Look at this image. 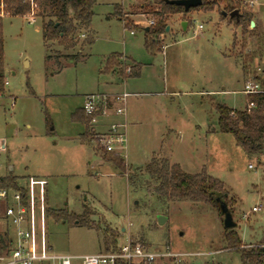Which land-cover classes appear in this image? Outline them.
I'll list each match as a JSON object with an SVG mask.
<instances>
[{"label": "rangeland", "instance_id": "rangeland-1", "mask_svg": "<svg viewBox=\"0 0 264 264\" xmlns=\"http://www.w3.org/2000/svg\"><path fill=\"white\" fill-rule=\"evenodd\" d=\"M104 1L94 8L90 49L64 51L55 44L47 51L40 19L31 24L30 13L2 20L7 85L0 99V176L44 179L45 203L53 211L80 215L87 207L88 226L46 215V242L53 253L98 254L116 239L117 246L129 240L152 253L170 254L152 264H240L238 253L227 249L214 207L159 199L143 171L155 156L187 174L204 169L224 184L242 245L264 242V138L262 154L247 155L231 135L218 132L216 111L219 105L242 111L243 81L264 68V0H241V10L257 20L251 35L242 38L240 28L221 18L219 2L212 12L170 17V30L158 37L159 51L152 52L144 45L143 28L153 25L146 8L138 12L142 0H114V11ZM135 18L143 24L124 27ZM133 63L140 67L138 77L119 81L109 72L128 74ZM123 93L130 95L124 175L93 143L80 140L85 126L74 119L85 96ZM104 122L99 118L93 129L103 131ZM5 227L0 205L2 237ZM8 230L12 235V227Z\"/></svg>", "mask_w": 264, "mask_h": 264}, {"label": "trees", "instance_id": "trees-1", "mask_svg": "<svg viewBox=\"0 0 264 264\" xmlns=\"http://www.w3.org/2000/svg\"><path fill=\"white\" fill-rule=\"evenodd\" d=\"M166 1L171 0H142V4L138 7V12L146 8L148 16L153 21V26L143 28L145 37L146 50H158L157 39L164 34L166 21L175 15L185 16L195 11L212 12L219 2H223L220 16L222 12L227 14L232 11H238L239 19H229L227 22L233 24L235 28H240L242 38L253 33L255 28H250V22L253 15L250 11L241 10V0H202V5L195 9L184 12L182 7L169 5ZM97 0H32L34 16L40 19V32L46 50L50 45H57L64 51H70L80 47L92 45L93 40L88 33L89 25L94 15V7ZM32 4L29 0H6V10L10 16L24 17L31 13ZM118 14V13H117ZM116 12L112 16L116 17L120 22L121 17ZM2 20L0 19V92H4V42L2 33ZM125 28L135 27L133 23L126 22ZM137 27V26H136ZM141 29V28H140ZM81 36L84 38L81 40ZM161 51V50H160ZM47 59L49 55L47 54ZM63 57H69L64 55ZM129 73L123 71L118 73L122 79L130 77H138L140 67L131 65ZM243 77L245 70L242 69ZM256 78V77H255ZM245 79V78H244ZM260 81L263 92L246 96V106L242 111H235L225 106L216 107L218 113L217 130L222 134L231 135L237 146H239L247 155H261L263 151L264 138V79L256 78ZM249 105H253L248 108ZM76 121L85 126L84 133L80 136L82 142L92 140L93 133L89 127L90 118L87 117L82 109L75 113ZM104 161L113 164V166L124 175L126 168L123 160L111 154H105L102 158ZM143 173L153 182L155 194L159 199L170 201H182L190 203H201L214 207L223 222V215L220 213L217 199L223 201L228 211L231 212L230 202L227 199V191L224 184L209 176L204 169L198 174H187L181 170L179 165L171 164L166 158L152 157L150 162L145 166ZM17 178L8 175L0 180V188L15 187ZM128 183H132V176H129ZM46 215L53 217L56 221L76 222L82 226H88L89 210L83 206V212L80 215L69 213L66 210L53 211L47 208ZM224 238L228 251L238 253L240 264H264V242L258 245L244 247L242 242L233 229L224 228ZM7 236H0V246L6 247ZM110 245V246H108ZM117 248L116 239L107 244L106 252L114 251Z\"/></svg>", "mask_w": 264, "mask_h": 264}, {"label": "built area", "instance_id": "built-area-1", "mask_svg": "<svg viewBox=\"0 0 264 264\" xmlns=\"http://www.w3.org/2000/svg\"><path fill=\"white\" fill-rule=\"evenodd\" d=\"M31 1L32 4V0ZM250 6L254 2H249ZM6 0H0V19L8 18L10 15L6 10ZM30 16V23L35 22L34 9ZM29 23V24H30ZM153 25V21L149 22ZM198 29H202L198 26ZM130 34H133L131 31ZM84 38V36H81ZM129 69L127 72L129 73ZM256 75L247 78L243 84L242 93L245 95L258 94L263 92L259 80L264 79V68L257 67ZM256 77V78H255ZM7 82L4 81V87ZM3 93L0 92V99ZM130 95L127 93L106 95L92 94L84 97L82 111L90 118L89 127L93 133L92 140L94 149L101 151L104 155L124 158L126 151V100ZM253 105H249L251 108ZM111 113L116 118H122L109 124L102 132L95 131L93 126L99 118L106 119ZM0 147L4 148L3 143ZM252 169V166H248ZM5 176H0V180ZM15 187L0 188V205L3 210L5 221L4 233L7 236L6 247H0V264H72L75 260H80L83 264H152L156 260L170 257L169 253H152L148 248L137 242L127 241L116 250L102 252L85 256H69L56 254L51 251V247L46 242L45 217L47 206L46 186L44 179L28 177L27 179H17ZM256 211L255 208L252 209ZM246 216L244 215L243 218ZM8 226L12 227V235L9 234Z\"/></svg>", "mask_w": 264, "mask_h": 264}, {"label": "water", "instance_id": "water-1", "mask_svg": "<svg viewBox=\"0 0 264 264\" xmlns=\"http://www.w3.org/2000/svg\"><path fill=\"white\" fill-rule=\"evenodd\" d=\"M166 3L169 5L182 7L184 12H188L190 9H195L197 7H200L202 5V0H171V1H166ZM222 16L228 17L229 19H235V20L239 19V13L236 10L232 11L229 14L222 12ZM181 25L182 28L185 29L186 23L183 22ZM250 28L251 29L254 28V23L252 21L250 22ZM168 31H169V27L167 26L165 28V32L167 33ZM217 201H218L220 213L223 215V222H222L223 227L225 229H234L236 227V224L233 222V218L230 212L228 211L226 204L223 201H220L219 199H217Z\"/></svg>", "mask_w": 264, "mask_h": 264}, {"label": "crops", "instance_id": "crops-1", "mask_svg": "<svg viewBox=\"0 0 264 264\" xmlns=\"http://www.w3.org/2000/svg\"><path fill=\"white\" fill-rule=\"evenodd\" d=\"M99 0H97V3H96V5H95V7L98 5V2ZM109 2V3H108ZM104 4H106V5H108V6H110L111 7V9H113V11H114V7H115V5H112V4H115V2H114V0H106V1H104ZM94 7V8H95ZM94 16V15H93ZM137 18V17H136ZM136 18L134 19V25L135 26H140V25H142L143 24V22H137V21H135L136 20ZM256 19H257V17H255ZM257 21V20H256ZM256 21H255V19H253V23H254V27H256ZM182 24V23H181ZM140 28V27H139ZM185 28H186V26H185ZM145 30H146V28H144ZM251 29V28H250ZM144 30V31H145ZM169 30H170V28H169ZM199 30V29H198ZM88 34L89 35H91V37H92V40H93V43L92 44H94V41H95V39H94V35L91 33V31H90V25H89V29H88ZM90 47L91 46H89V49H90ZM123 56V55H122ZM124 58H126V60H127V57H124ZM128 61V60H127ZM106 61H105V65H106ZM133 65H137V64H135V63H133ZM132 65V66H133ZM108 72V71H107ZM109 72H111V73H113L117 78H118V80L119 81H125V79L123 80L122 78H120L116 73H114V69H112V70H109ZM130 78H134V77H130ZM130 78H128V79H130ZM243 79H244V77H243ZM244 82V81H243ZM244 84V83H243ZM132 96L133 97H136V96H138V93H134V94H132ZM129 116H130V114H129ZM105 120V122L104 123H101V126L104 128V130L103 131H105L106 129H107V127L109 126V124H111V123H113L114 121H118L119 120V118H116L112 113H111V115L108 117V118H106V119H104ZM132 124V123H131ZM99 132H102V131H99ZM215 132V131H214ZM85 144H87V143H85ZM168 160V159H167ZM9 169H11V168H9ZM35 178H37V177H35ZM49 209V208H48ZM247 247H249V246H247Z\"/></svg>", "mask_w": 264, "mask_h": 264}]
</instances>
